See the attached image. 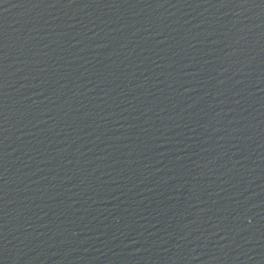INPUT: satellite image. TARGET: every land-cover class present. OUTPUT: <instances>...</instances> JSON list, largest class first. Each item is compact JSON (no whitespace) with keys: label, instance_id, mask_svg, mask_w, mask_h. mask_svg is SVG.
Returning <instances> with one entry per match:
<instances>
[{"label":"water","instance_id":"obj_1","mask_svg":"<svg viewBox=\"0 0 264 264\" xmlns=\"http://www.w3.org/2000/svg\"><path fill=\"white\" fill-rule=\"evenodd\" d=\"M89 264H264V0H151Z\"/></svg>","mask_w":264,"mask_h":264}]
</instances>
